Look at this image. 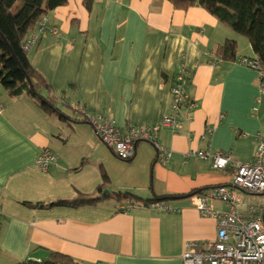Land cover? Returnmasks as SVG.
<instances>
[{
  "label": "crops",
  "instance_id": "crops-1",
  "mask_svg": "<svg viewBox=\"0 0 264 264\" xmlns=\"http://www.w3.org/2000/svg\"><path fill=\"white\" fill-rule=\"evenodd\" d=\"M47 18L49 32L28 57L78 118L59 103L70 119L49 116L38 100L13 97L0 84V264L41 262L48 252L82 264H183L187 243L203 249L216 239L217 220L202 217L191 198L143 201L231 184L235 162L254 159L256 135L264 136V93L257 73L240 61L256 54L205 9L181 11L168 0H97L93 14L83 0H67ZM234 39L237 59L226 62L217 50ZM179 67L191 75L193 107L182 110L179 132L160 129L158 141L171 152L166 163L147 142L122 161L89 123L77 122L83 110L122 129L160 123L172 114ZM45 148L57 156L46 172L36 164ZM191 150L231 152L233 163L218 170L211 159H187ZM103 173L109 196L96 206H46L99 196ZM116 194L137 202H119Z\"/></svg>",
  "mask_w": 264,
  "mask_h": 264
},
{
  "label": "built area",
  "instance_id": "built-area-1",
  "mask_svg": "<svg viewBox=\"0 0 264 264\" xmlns=\"http://www.w3.org/2000/svg\"><path fill=\"white\" fill-rule=\"evenodd\" d=\"M47 21V16H44L36 32L23 44L25 52L39 44L49 32ZM240 63L257 73V82L264 93V71L260 59L257 56L245 57ZM187 76H189L187 71L179 67L171 89L172 114L165 116L160 123L128 126L122 129L117 127L113 120L101 114L85 112L86 118L99 140L112 149L120 160L133 159L137 144L147 142L155 146L159 155L158 162L164 164L170 159L171 152L165 150L158 141L160 129L164 126L174 133L179 132L182 127L180 117L182 108L188 104L193 106L188 94ZM188 120L191 121L192 117L189 116ZM256 138L258 146L254 159L246 163L235 162L231 184L214 186L191 197L192 205L202 217L217 220L218 233L216 239L206 244L203 249H199L195 242L187 243L183 264H264V207L245 205L243 198L245 193L264 195V136L258 133ZM185 157L211 159L214 168L218 170L227 169L233 163L231 152L216 151L209 154L205 151L191 150ZM56 162L57 156L47 148L42 150L36 160V164L44 172ZM215 201L228 205V210L217 211Z\"/></svg>",
  "mask_w": 264,
  "mask_h": 264
},
{
  "label": "trees",
  "instance_id": "trees-1",
  "mask_svg": "<svg viewBox=\"0 0 264 264\" xmlns=\"http://www.w3.org/2000/svg\"><path fill=\"white\" fill-rule=\"evenodd\" d=\"M175 9L188 11L199 7L217 18L222 24L230 27L237 34L247 38L251 47L259 57L264 71V0H168ZM97 0H83L85 9L93 14ZM67 4V0H0V84L13 97L28 96L38 100L39 107L49 116H57L62 120L70 119L58 108V99L45 77L36 70L23 50V44L33 35L39 22L57 8ZM41 42V41H40ZM39 42V43H40ZM238 43L227 40L219 46L217 55L226 62L237 59ZM177 74V73H176ZM175 74V76H176ZM190 85L191 75L187 76ZM190 105H186L189 107ZM184 106V108H186ZM72 120V119H71ZM79 120V121H78ZM77 122L88 123L86 114L80 110ZM109 185L108 176L103 173V184L97 192V197L78 194L68 200H57L48 207L82 208L96 206L109 195L102 194ZM205 190V189H204ZM204 190L195 191L189 195H168L157 200H145V204L163 202L179 198H191ZM119 202H137V197L116 194ZM139 199V198H138ZM141 200V199H139ZM40 206L41 205H35ZM18 264H82L59 252H48L45 261H24Z\"/></svg>",
  "mask_w": 264,
  "mask_h": 264
},
{
  "label": "rangeland",
  "instance_id": "rangeland-1",
  "mask_svg": "<svg viewBox=\"0 0 264 264\" xmlns=\"http://www.w3.org/2000/svg\"><path fill=\"white\" fill-rule=\"evenodd\" d=\"M241 39L244 40V42L246 43V45L248 47L251 46V44L247 38L241 36ZM234 40L236 41V39H234ZM59 104L61 105V108H62V110H64V112L68 113L70 116H77L76 114H73L74 112H72L70 110V108L67 105L68 103L60 102ZM76 118H78V116ZM243 198H244L245 205L264 207V195H252V194L245 193ZM243 209H244V207H242V210Z\"/></svg>",
  "mask_w": 264,
  "mask_h": 264
},
{
  "label": "clouds",
  "instance_id": "clouds-1",
  "mask_svg": "<svg viewBox=\"0 0 264 264\" xmlns=\"http://www.w3.org/2000/svg\"><path fill=\"white\" fill-rule=\"evenodd\" d=\"M37 45H38V44H37ZM35 46H36V45H35ZM32 48H33V47H32ZM30 51H31V50H30ZM30 51H29V52H30ZM29 52H26V53H29ZM255 56H256V55H255ZM252 57H253V56H252ZM257 57H258V56H257ZM220 58H221V57H220ZM244 58H245V57H244ZM258 58H259V57H258ZM245 67H246V66H245ZM247 68H248V67H247ZM253 71H254V70H253ZM188 88H189V87H188ZM185 107H186V106H185ZM189 107L192 108L193 106H189ZM183 109H184V108H182V110H183ZM84 112H85V111H84ZM181 112H182V111H181ZM94 114H95V113H94ZM189 116H191V115H188V117H189ZM180 117H181V116H180ZM188 117H187V118H188ZM88 123H89V122H88ZM89 124H90V123H89ZM90 125H91V124H90ZM153 146H154V145H153ZM154 147H155V146H154ZM136 149H137V147H136ZM158 156H159V155H158ZM131 160H132V159H131ZM157 160H158V159H157ZM129 161H130V160H129Z\"/></svg>",
  "mask_w": 264,
  "mask_h": 264
}]
</instances>
